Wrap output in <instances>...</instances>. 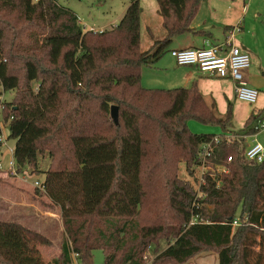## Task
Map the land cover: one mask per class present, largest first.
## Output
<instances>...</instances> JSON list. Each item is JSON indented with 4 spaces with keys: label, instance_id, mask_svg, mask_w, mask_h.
Segmentation results:
<instances>
[{
    "label": "trees",
    "instance_id": "trees-1",
    "mask_svg": "<svg viewBox=\"0 0 264 264\" xmlns=\"http://www.w3.org/2000/svg\"><path fill=\"white\" fill-rule=\"evenodd\" d=\"M155 1L165 34L158 39L148 30L151 44L142 49L139 0H130L118 23L102 31L84 29L56 0H0V95L15 90L3 111L7 137L15 140L12 156L19 173L44 174L41 195L50 200L44 204L59 209L64 228L59 255L44 262L38 246L51 244L46 236L0 219V264H74L73 255L78 264H93L95 250L105 264H141L152 242L151 264H183L208 249L218 264H264V160H247L241 140L260 131L264 108L253 109L233 134L232 103L217 114L196 82L144 87L143 70L176 35L191 30L202 2ZM7 12L40 27L41 40L9 25ZM193 119L243 135L219 134L199 190L177 177L176 163L184 161L197 182L201 145L217 134L191 132ZM45 153L49 165L40 171ZM220 166L227 172H217ZM148 198L155 203L151 213L161 214L145 225L138 217ZM244 215L247 221L233 227Z\"/></svg>",
    "mask_w": 264,
    "mask_h": 264
},
{
    "label": "rangeland",
    "instance_id": "rangeland-1",
    "mask_svg": "<svg viewBox=\"0 0 264 264\" xmlns=\"http://www.w3.org/2000/svg\"><path fill=\"white\" fill-rule=\"evenodd\" d=\"M58 4L71 9L77 16L79 23L84 26V29L90 30L89 28H93V31H102L105 29H109L115 26L120 18L122 17L126 7L128 6L130 0H56ZM142 12H141V20H140V38H141V48L146 49L150 45V38L147 35L145 30L146 24L149 20L156 23L158 12L157 3L155 0H139ZM4 20H6L9 25H12L16 30L21 28L22 33L26 35L29 40L39 39L41 40L44 32L41 28H37L34 24H25L15 12H7L3 16ZM152 27V26H151ZM150 27V28H151ZM8 29H6V32ZM153 31L156 36H159V29L154 25ZM12 32L8 31L7 36H11ZM6 36V37H7ZM6 43L8 41L6 40ZM172 45V42L168 44L166 47V51L161 56L169 53L168 49ZM42 55V53H40ZM160 62V63H159ZM15 68H19L21 66L20 63L16 62L14 65ZM148 70V71H147ZM256 70V76L252 80H247V83L256 89L259 90L258 98L255 104H249L244 101H240L238 99L228 98L232 101L233 110H234V120L232 124V129L234 130L233 134L240 129L243 124L244 117L247 114L248 110L253 109H262L264 107V68L259 70V68L254 67V72ZM146 71V72H145ZM245 72V71H244ZM172 72H168L163 69L161 65L160 59L154 63L149 68H145L142 72L144 77L142 78V85L148 88H162V89H170L175 87H180L176 74H171ZM19 75L22 76V71L19 72ZM142 75V76H143ZM151 78V79H150ZM149 80H151L149 82ZM225 78H216V77H203L201 75L200 87L204 91L207 103L213 104L214 110H216L217 114H221V109L223 108V104L225 105V98L222 97L220 99V94H229L231 91V86L226 83ZM216 81L221 82L219 87L216 85ZM38 81H33L31 83L32 88L36 89L38 85ZM210 84V85H209ZM149 85V86H146ZM212 87L209 89V87ZM3 101L11 102L15 96V90L5 91L2 94ZM115 105V104H110ZM110 120V116L108 117ZM190 125H192L193 129H190L193 133H213L218 134L223 131L221 128H217L216 126L203 124L195 119L190 120ZM5 129H3L4 132ZM5 130V136L8 134ZM235 136V135H234ZM235 138H243V135H237ZM252 139L260 142L264 146V130H260L256 136L247 137L245 141L242 140L243 147L246 143H249ZM15 140L7 139L6 145L4 147H0V159L2 160L3 167L6 168L9 159L11 158V154L9 153V148L13 149ZM3 153V156H2ZM50 158L45 153L44 155L39 157V167L40 171H44L47 169L49 165ZM195 177L199 174V169L195 167L194 170ZM176 175L179 179L187 182H191L194 188H197V182H194V176L192 177V173L190 174L185 169L184 161L180 160L176 163ZM44 174L42 172H31V169H26V172L22 175L13 176L7 173L4 169H0V207L2 203V209L0 208V217L2 215L6 217H16V213L27 214L34 211V217L37 222H41L42 215H37L35 213L39 212V210L48 209L47 205H45L41 200H45L44 197H39L40 190L36 187L34 181L39 180L43 181ZM198 180V178H197ZM14 201V202H13ZM35 207H34V206ZM155 203L152 198H148L144 202V211L142 215L138 217V220L141 221V224H152L153 218L160 217L161 211H157V214H152L151 211L154 209ZM40 213V212H39ZM29 219L31 217L27 216ZM45 222V221H44ZM171 222V220L169 221ZM40 227V226H39ZM42 228V227H41ZM43 229V228H42ZM55 233H58L57 229H52L53 236H56ZM133 233V232H132ZM134 236H136L133 233ZM64 236V233H63ZM166 240H161V246H164ZM150 243V242H147ZM154 243V242H152ZM150 244V249L146 253H142V263L146 264L150 262L153 258V252L151 251L154 247V244ZM136 244V242H135ZM134 244V246H135ZM157 244V243H155ZM132 246V245H130ZM40 257L44 262H51L58 253V246L54 242L51 245L39 246ZM117 249H115L116 251ZM117 254V252H116ZM146 256V257H145ZM119 258V257H118ZM146 258V259H145ZM93 264H105V260L103 257V253L101 250H95L93 252ZM184 264V263H183ZM185 264H218V258L215 251L208 249L200 252L199 254L193 256L189 260L186 261Z\"/></svg>",
    "mask_w": 264,
    "mask_h": 264
},
{
    "label": "crops",
    "instance_id": "crops-1",
    "mask_svg": "<svg viewBox=\"0 0 264 264\" xmlns=\"http://www.w3.org/2000/svg\"><path fill=\"white\" fill-rule=\"evenodd\" d=\"M156 13H157V15L155 16L157 18L156 23L152 22V20H149L146 24L145 30L148 36H149L148 30H150L153 37L159 39L164 36L165 31L161 28L160 16L158 12ZM154 25L159 29L158 31L159 36H156L154 34L153 31ZM190 28H191L190 31L176 35L173 38V40L171 41L172 45L168 49L169 53L163 56V59H161L162 57H160V61H161V65L163 66V69H165L168 72L167 75H169V72H172L171 74H176L177 77H179L178 82L179 84H181V86H189L191 85L192 82H196L197 87L199 88L200 92L203 94L206 102H207V98H206L207 95H205L204 91L200 87L201 75H203L204 78L207 76L210 77L212 76L199 72L197 68L194 66L178 65L175 62L174 58L171 56L170 50L187 48V47H201L202 45L205 44L206 41L215 44L222 43L225 42L228 39L230 33H232L231 34L232 42L235 45L239 46L242 50L247 52L250 57L249 68L246 69L244 72L246 79L252 80L255 78L256 70L254 72V67L259 68V70L264 68V0H202L197 13L195 14V16L193 17L190 23ZM142 75H141V83H142V78L144 77L145 74L143 76ZM150 81L151 80H149V82ZM224 81L231 86V91L229 94L227 93L222 95L220 94L221 96L220 99L222 100L223 97L225 98L226 101L225 105L223 104V108L221 109L222 113L220 115H223L225 113L227 108V102L232 103V101H230L228 98L236 99L234 94L233 82L229 78H225ZM220 84L221 82L216 81V85L218 87ZM249 86L253 87L251 85ZM210 88L212 87L210 86L209 89ZM251 112L252 110H248L244 118L246 119ZM233 114H234V110H233ZM189 122L190 121H188L189 128L193 129L192 125H190ZM220 132L221 133L218 134L229 133L228 131H220ZM6 133L8 134V130L6 131ZM257 134L247 137H253L256 136ZM41 194L42 191H40L39 194H37L39 197L45 198V200H41V201L43 203H49L50 200L45 195H41ZM0 208L2 209V203ZM39 212L35 214L39 216L40 215L43 216V218L41 217L40 223L35 220L34 217L36 216H34V211H32L30 215L29 213L27 214L16 213L15 214L16 217H6L2 215L0 219L5 221H16L28 228L34 229L39 233L43 234L51 241V243L54 242L55 244H57L58 246V253L56 254L57 257L60 253L62 240L64 238L63 236L64 228L62 224L60 211L57 207L54 208L48 207V209L43 211L39 210ZM27 216L31 217V219H29ZM52 229L58 230V233H55L56 236H53ZM39 246H45V245H39ZM39 246L38 249L40 248ZM73 263L78 264L74 255H73ZM146 264H151V263L147 262Z\"/></svg>",
    "mask_w": 264,
    "mask_h": 264
},
{
    "label": "built area",
    "instance_id": "built-area-1",
    "mask_svg": "<svg viewBox=\"0 0 264 264\" xmlns=\"http://www.w3.org/2000/svg\"><path fill=\"white\" fill-rule=\"evenodd\" d=\"M89 29L92 30L93 28ZM231 34L232 33H230L228 39L222 43L215 44L206 41L201 47L172 49L170 50V54L178 65L194 66L199 72L203 74H208L217 78H229L234 84L235 98L249 104H255L258 98L259 90L248 85L244 74V71L248 69L250 65L249 54L232 42ZM4 107V101L2 95H0L1 147L6 145V141L8 139V137L5 136V130H7V121L4 119ZM3 129H5L4 132ZM259 130H264V120L260 122ZM222 136L225 138H234V135L231 133L223 134ZM220 138L221 136L217 134L211 140L201 145L199 152L201 163L196 166V168L199 169V174L197 175V190H199V185L203 183V173L209 169V166H206V164L212 153L213 145L218 143ZM9 153L11 154V158L9 159L6 168L3 167L2 160L0 159V169H4L7 173L13 176L24 174L19 173L16 169L12 156L13 149L9 148ZM244 156L247 160L258 163L262 162L264 160V146L260 142L253 139L247 143ZM227 160L230 161L231 157H228ZM216 171L227 172V169L224 166H220L216 168ZM34 183L40 191H44L42 181L35 180ZM246 221L247 217L245 215L242 218L235 217L232 221V226L236 227Z\"/></svg>",
    "mask_w": 264,
    "mask_h": 264
},
{
    "label": "water",
    "instance_id": "water-1",
    "mask_svg": "<svg viewBox=\"0 0 264 264\" xmlns=\"http://www.w3.org/2000/svg\"><path fill=\"white\" fill-rule=\"evenodd\" d=\"M110 116L113 121L117 124L118 123V107L116 105L110 106Z\"/></svg>",
    "mask_w": 264,
    "mask_h": 264
}]
</instances>
